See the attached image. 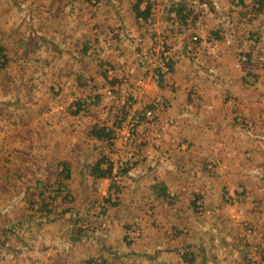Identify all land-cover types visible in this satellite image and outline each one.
<instances>
[{
	"label": "rangeland",
	"instance_id": "1",
	"mask_svg": "<svg viewBox=\"0 0 264 264\" xmlns=\"http://www.w3.org/2000/svg\"><path fill=\"white\" fill-rule=\"evenodd\" d=\"M172 1L0 0V183L5 184L0 187V264H109L102 261L100 237L108 235L116 248L131 242L136 225L129 222L128 195L119 194L133 161H144L146 144L158 146L162 140L159 118L170 104L150 93L153 85H164L171 61L165 44L151 43V38L165 34L162 21L171 17L165 12ZM245 1L181 0L186 24L170 13L178 30L186 28L191 45L204 36L202 26L205 35H220L250 22L254 37L264 31V7ZM159 3L164 8L156 11ZM147 4L152 13L137 18L135 7ZM214 46L212 41L209 47ZM144 95L146 102L136 104ZM105 124L115 131L111 144L89 133ZM140 127L150 129L152 138L141 140ZM8 147H14L10 161ZM102 156L112 163L106 185L91 175V164ZM83 161L90 175L83 186L75 180L70 187L69 179L66 189L52 190L57 174L64 177L63 162L81 167ZM34 163L38 173L32 172ZM27 176L40 177L42 184L31 181L35 192L22 195ZM78 176L84 177L77 170L74 179ZM76 190L80 195L73 194ZM251 198L241 192L228 196L229 222L236 204L242 207ZM46 201L52 203L44 209ZM109 209L121 225L107 222ZM237 223L242 238L255 234L248 223ZM248 256L249 251L242 264H263L264 248L259 258ZM115 257L121 261L114 264H131L121 252L107 258Z\"/></svg>",
	"mask_w": 264,
	"mask_h": 264
},
{
	"label": "crops",
	"instance_id": "2",
	"mask_svg": "<svg viewBox=\"0 0 264 264\" xmlns=\"http://www.w3.org/2000/svg\"><path fill=\"white\" fill-rule=\"evenodd\" d=\"M258 1L250 4L259 6ZM156 7L159 11L164 5ZM165 13L171 16L162 21L165 34L151 38V43L165 44L171 61L164 85L160 89L153 85L150 93L170 104L159 118L162 140L159 147L146 144L144 161H133L119 194L128 195L129 222L136 225L132 240L116 248L108 235L100 237L102 261L120 263L121 257L107 258L117 252L131 264H242L247 251L248 257L257 259L264 248V31L252 37L246 22L240 30L232 27L220 35H205L202 26L204 36L191 45L186 28L178 30L177 19L168 9ZM212 41L215 46L210 48ZM142 98L136 104H144L147 95ZM138 130L141 140L153 136L150 129ZM6 151L10 161L14 147ZM87 162L81 167L71 163L70 187L75 180L81 186L87 182ZM32 168L38 173L36 163ZM77 170L84 177L74 179ZM3 172L8 174L4 166ZM25 178L29 183L22 195H31L35 192L31 181L40 186L37 181L42 179ZM99 181L106 185L111 180ZM239 192L252 197V202L232 209L234 218L255 229L245 238L237 220L232 217L229 222L232 213L225 202ZM73 194L80 195L77 190ZM108 213L107 222L121 225L115 211Z\"/></svg>",
	"mask_w": 264,
	"mask_h": 264
},
{
	"label": "trees",
	"instance_id": "3",
	"mask_svg": "<svg viewBox=\"0 0 264 264\" xmlns=\"http://www.w3.org/2000/svg\"><path fill=\"white\" fill-rule=\"evenodd\" d=\"M91 1V0H89ZM259 5L258 7H262V3L264 0H259L258 1ZM136 9V16L137 18H142V19H147V17L150 15V7L148 5L145 6V8H140L138 5L135 7ZM169 13L174 12L175 17L179 19L180 22L186 24V10L185 7H183L181 2L178 3H172V6L168 8ZM3 54V49L0 47V56ZM169 66H171V63H169ZM81 104L77 103V110L79 111ZM114 129L110 126L105 125H94L91 130L89 131L90 135L93 136L94 138L97 139V141L102 142V143H107L111 144L112 139L114 138ZM63 169L65 172L64 177L62 179L61 177V172H59L56 176V179L54 183L56 184V187H53L54 190H59V188H62L63 190L67 188L68 186V180L71 178V172L69 169V166L66 163H62ZM112 172V163L107 160L105 156L100 157L99 159H96L92 164H91V175L94 178H105L111 176ZM42 181H37V184H42ZM41 186V185H40ZM46 187H43L42 190L40 191V195H42V192L45 191ZM51 190V191H52ZM42 200L45 201V197L42 198ZM52 201L50 203L44 202L43 208L45 209L48 205H51Z\"/></svg>",
	"mask_w": 264,
	"mask_h": 264
},
{
	"label": "built area",
	"instance_id": "4",
	"mask_svg": "<svg viewBox=\"0 0 264 264\" xmlns=\"http://www.w3.org/2000/svg\"><path fill=\"white\" fill-rule=\"evenodd\" d=\"M147 113H148V114H150V112H149V111H148ZM263 264H264V261H263Z\"/></svg>",
	"mask_w": 264,
	"mask_h": 264
}]
</instances>
